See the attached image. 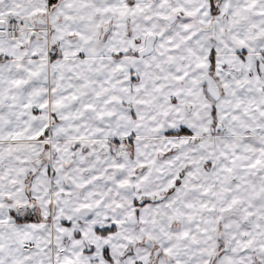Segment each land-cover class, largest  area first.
<instances>
[{
    "label": "snow or ice",
    "instance_id": "1",
    "mask_svg": "<svg viewBox=\"0 0 264 264\" xmlns=\"http://www.w3.org/2000/svg\"><path fill=\"white\" fill-rule=\"evenodd\" d=\"M0 264H264V0H0Z\"/></svg>",
    "mask_w": 264,
    "mask_h": 264
}]
</instances>
